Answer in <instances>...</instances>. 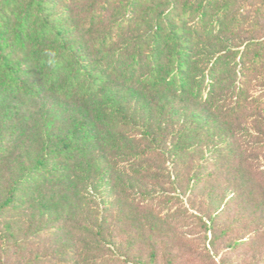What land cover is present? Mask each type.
I'll return each instance as SVG.
<instances>
[{
	"label": "trees",
	"instance_id": "obj_1",
	"mask_svg": "<svg viewBox=\"0 0 264 264\" xmlns=\"http://www.w3.org/2000/svg\"><path fill=\"white\" fill-rule=\"evenodd\" d=\"M120 87L145 97L150 112L181 106L186 119L193 106L208 116L167 133L117 98ZM47 100L77 106L78 117L47 108L38 122L34 107ZM243 122L264 129V0H0L1 189L2 166L12 169L20 146L37 150L34 167L12 171L3 187L0 264H141L116 241L130 212L108 225L120 154L144 164L132 170L139 177L155 158L179 166V181L186 175V189L210 212L199 222L214 240L264 244V168L254 161L264 133ZM58 125L71 126L59 133ZM216 140L219 149L205 155ZM126 201L153 230L163 223L150 196ZM82 206L90 247L76 245L70 229Z\"/></svg>",
	"mask_w": 264,
	"mask_h": 264
},
{
	"label": "rangeland",
	"instance_id": "obj_2",
	"mask_svg": "<svg viewBox=\"0 0 264 264\" xmlns=\"http://www.w3.org/2000/svg\"><path fill=\"white\" fill-rule=\"evenodd\" d=\"M116 89L117 98L123 99L131 107H135L145 118L150 115L154 128L159 126L161 131L165 129L167 133L183 126L184 120L190 121L197 117L199 112L204 116H208L205 111L193 106L186 108L188 113L186 119L181 111L183 110L181 106L169 108L168 112L160 115L157 109L150 112L147 104L145 105V103H148L147 99L140 94L131 90L130 92L126 88ZM43 106L45 108L34 107L36 118L40 123L43 122L41 114L47 108L49 111L63 113L65 118H70V120L78 117L80 112L77 106L60 101L47 100L45 104L43 103ZM70 126L58 125L57 131L68 133ZM38 127L40 126L38 125ZM240 127L244 131L264 133V129H256L255 124L251 122H243ZM36 132L38 133L39 130H36ZM218 143V140H216L211 145L204 147V154L209 155L212 151L218 150ZM20 147V151L14 155L10 162L12 169L7 170L9 164H7L8 166L6 164L2 166L3 177L0 198L5 195L3 187L8 185L11 177L9 173L13 171L14 174L21 175L24 171H29L30 168L34 167V158L37 153L36 146L24 144ZM117 161L120 166L117 168L114 181L117 190L114 192L115 202L108 225L109 227L113 225V216L119 215L122 209L130 212V220L125 224L123 223L125 226L120 224L118 226L122 231H120L121 234L118 232L119 235L116 236V241L122 245V250L128 249L131 258L138 257L141 259V264H149L150 254L154 252L157 256L156 264H264V244H246L233 248L232 245L236 236L214 240L211 231H206L205 227L199 222V218L206 220L210 212L206 210L205 203L201 208L199 207L196 200L199 199V195L192 196L186 189V175L183 181H179L177 178L179 166L172 164L170 161L155 158L150 163L152 172L147 176L139 177L134 175L132 170L140 169L144 164H133L121 154ZM254 161L257 166L264 168V155L256 156ZM91 187H89L86 195L91 202L90 206L95 209L100 198L95 188ZM141 194L150 196L151 203H159L162 207L161 216L164 217V221L156 230H153L147 223L143 224L137 216L142 211L141 206L134 202L127 204L126 195L140 199ZM146 207H148V204ZM86 212L88 211L85 206L77 207L75 220L70 224V229L76 245L90 247L96 243L92 233L93 230H91L92 223L89 219H86L89 216ZM223 225L224 222L219 220L217 229H221ZM217 233L219 234V231ZM34 250V248L29 247L28 255L33 253ZM105 259H108V255Z\"/></svg>",
	"mask_w": 264,
	"mask_h": 264
}]
</instances>
